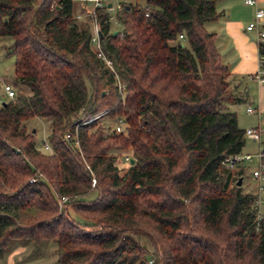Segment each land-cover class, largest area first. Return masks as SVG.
Here are the masks:
<instances>
[{
    "label": "trees",
    "instance_id": "obj_1",
    "mask_svg": "<svg viewBox=\"0 0 264 264\" xmlns=\"http://www.w3.org/2000/svg\"><path fill=\"white\" fill-rule=\"evenodd\" d=\"M143 1L124 4L116 30L95 10L110 67L80 3L0 0L19 88L0 101V254L11 239H54L56 264H149L146 238L158 264H264L256 194L238 185L242 161L226 164L246 137L227 108L241 97L205 27L219 0ZM32 117L50 121L51 154L28 131ZM104 117L122 118L123 130ZM121 152L134 162L120 167Z\"/></svg>",
    "mask_w": 264,
    "mask_h": 264
},
{
    "label": "rangeland",
    "instance_id": "obj_2",
    "mask_svg": "<svg viewBox=\"0 0 264 264\" xmlns=\"http://www.w3.org/2000/svg\"><path fill=\"white\" fill-rule=\"evenodd\" d=\"M75 4L81 3L78 0H74ZM114 5L118 3L122 4H130V3H140L144 4L143 0H110ZM241 5V9L248 13L252 11V7L245 4L244 0L239 1ZM83 14L86 13V9L80 5ZM264 6V3H262ZM84 15L83 17H85ZM209 25V28H213V24L211 22L206 23L205 25ZM121 25L114 24L112 28L119 29ZM244 38V35L243 37ZM251 42V43H250ZM10 43V38L2 37L0 38V76L6 82L12 83V79L14 77V69H15V58L14 56H9L7 54V46ZM249 45L253 46L252 41H249ZM221 43H219L220 46ZM228 52H231L233 58L232 66H237L241 60L244 58L243 55L238 50V45L234 44L231 46V49H228ZM228 53L224 55L226 56ZM245 56V55H244ZM264 74V73H263ZM238 76V75H237ZM252 77V76H251ZM246 75L245 78L239 77L240 82V90H242L244 94V99L239 102L229 103L230 110L236 112L238 118V124L242 129H246L249 127L257 126L259 123L261 126L264 127V109L262 110L261 107L257 106V102L261 99L264 103V81H260L257 78H251ZM15 90H19V88H15ZM0 97L1 101H5L7 99L6 94H4L2 88L0 87ZM249 106H253L255 108L261 109L262 113H248L247 108ZM99 123L104 127H115L114 118L111 117H104L102 118ZM28 131L34 130L36 132V143L38 144V148L46 154H51L52 147L46 148L44 145H41L44 140L47 139L48 133L50 131V121L48 119H42L39 117H32L25 121ZM246 137L245 146L240 153V155H245L246 153H253L255 152L259 146L264 148V141L259 145L258 142ZM51 146V145H50ZM129 155L128 152L126 153H119V161L118 165L120 167L127 166L124 159L125 156ZM130 158V157H129ZM131 160V159H130ZM241 166L245 167V174L243 179V188L246 191H255L256 190V183L252 178L251 170L254 167L255 163L243 161L240 164ZM261 210L264 212V206H262ZM69 217L72 220L77 219V211H71ZM141 242L145 245L148 249L147 258L149 264H158V255L160 251L156 247H153L152 244L146 238H141ZM57 260V253H56V241L54 239H44L42 240L41 244L36 247L32 240H22V239H11L9 243L4 248L3 252L0 254V264H56Z\"/></svg>",
    "mask_w": 264,
    "mask_h": 264
},
{
    "label": "built area",
    "instance_id": "obj_3",
    "mask_svg": "<svg viewBox=\"0 0 264 264\" xmlns=\"http://www.w3.org/2000/svg\"><path fill=\"white\" fill-rule=\"evenodd\" d=\"M82 3L83 6H88L89 9L86 11L88 16L92 17V27H93V35H92V45L97 52V55L104 59L105 62L112 67V61L109 59L101 46L100 35H99V25L96 19L95 10L96 9H103L108 14L107 22L110 23L111 29L114 24H119L118 16L122 13V9L124 4L118 3L114 5L110 0H78ZM246 3L252 6H256V10L254 13V18L247 24L246 29L255 33L256 40L258 44V64H259V72L254 74L252 78H257L260 81H264V9L257 6V0H246ZM110 4V6H109ZM54 5V3H53ZM82 16L81 14L79 15ZM182 38L183 35H180ZM118 85L120 89L124 88L123 83L118 79ZM0 87L2 88L4 94H6L7 98H12L16 95L15 87L6 82L2 76H0ZM1 101V97H0ZM107 110L101 111L91 117L83 120L80 124H87L94 119L100 117L104 114ZM247 112L249 113H260L258 109L253 106H249L247 108ZM124 120L122 118H117L115 121V131L121 132L123 130ZM245 136L258 142L259 145L264 141V127L261 125H257L254 127L246 128ZM65 138L68 141L74 139L72 133L67 132ZM44 147L51 148L50 143L46 140L44 143ZM125 162H130V158L128 155L125 156ZM237 161H247L255 163L254 167L251 170L252 178L256 183V190L253 191L256 194L255 198V205L258 209V218L264 217V212L261 210L262 206H264V148L259 146V148L253 153H246L245 155L237 154L233 157H229L226 159V164L228 166H234ZM31 181L34 178L30 179ZM70 198L68 196H62L60 200V206L62 207L68 202Z\"/></svg>",
    "mask_w": 264,
    "mask_h": 264
},
{
    "label": "crops",
    "instance_id": "obj_4",
    "mask_svg": "<svg viewBox=\"0 0 264 264\" xmlns=\"http://www.w3.org/2000/svg\"><path fill=\"white\" fill-rule=\"evenodd\" d=\"M239 1L240 0H219L217 9L222 13L221 16L217 20L211 22L213 28H209L208 24L205 25V27L208 31L215 33L217 49L222 56L223 62L229 67L230 75L228 80L230 89L240 96L242 100L244 99V94L242 90H240V85L242 83L239 77L245 78L246 75L248 77L253 76L259 72V64L256 35L246 29L247 24L254 18L256 6L249 5L246 3V0H244L245 4L252 7V11L245 13L241 9L242 4ZM262 3H264V0H257V6L264 9ZM80 4L82 5V3ZM84 15L88 16L87 13ZM243 35L244 38H242ZM249 41H252L253 46L248 47L251 43H249ZM219 43H221L220 46ZM233 43L238 45V50L244 57L241 58L237 66H232L235 57L230 54L231 52H228V49H231ZM226 53H228V55L225 58L224 55ZM257 106L259 108L261 107L262 110L264 109V103L261 99L257 102ZM258 107L256 109L262 113L261 109ZM227 108L230 110L229 104ZM259 123L257 125H260Z\"/></svg>",
    "mask_w": 264,
    "mask_h": 264
},
{
    "label": "water",
    "instance_id": "obj_5",
    "mask_svg": "<svg viewBox=\"0 0 264 264\" xmlns=\"http://www.w3.org/2000/svg\"><path fill=\"white\" fill-rule=\"evenodd\" d=\"M109 6H110V4H109ZM114 33L117 34V31H114ZM99 35H100V37H103V34H102L100 29H99ZM130 162L133 163L134 159H131ZM241 184H242V177H240L238 180V185H241Z\"/></svg>",
    "mask_w": 264,
    "mask_h": 264
}]
</instances>
